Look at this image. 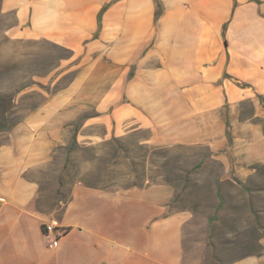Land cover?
<instances>
[{"label": "crops", "instance_id": "1", "mask_svg": "<svg viewBox=\"0 0 264 264\" xmlns=\"http://www.w3.org/2000/svg\"><path fill=\"white\" fill-rule=\"evenodd\" d=\"M0 15L73 72L0 142V264H184L192 212L171 209L167 183H76L55 215L39 204L66 146L133 134L205 146L260 225L259 249L225 264H264V0H0Z\"/></svg>", "mask_w": 264, "mask_h": 264}, {"label": "rangeland", "instance_id": "2", "mask_svg": "<svg viewBox=\"0 0 264 264\" xmlns=\"http://www.w3.org/2000/svg\"><path fill=\"white\" fill-rule=\"evenodd\" d=\"M6 26L0 15V142L22 110L38 104L73 74L59 76L66 51L47 40L12 39ZM138 139L134 134L95 143L83 138L66 146L63 155L58 152L44 171L38 199L42 211L55 215L76 183L117 190L162 182L174 187L171 209L192 212L184 264H225L259 249L256 211L246 206L251 195L229 179L220 180L223 166L205 146L162 147Z\"/></svg>", "mask_w": 264, "mask_h": 264}, {"label": "built area", "instance_id": "3", "mask_svg": "<svg viewBox=\"0 0 264 264\" xmlns=\"http://www.w3.org/2000/svg\"><path fill=\"white\" fill-rule=\"evenodd\" d=\"M44 229H45V231L47 233H51V232L54 231V225L51 224V223H46V224H44ZM59 234H61V233H59ZM58 235H56L55 239L52 241V245H56L57 244Z\"/></svg>", "mask_w": 264, "mask_h": 264}]
</instances>
